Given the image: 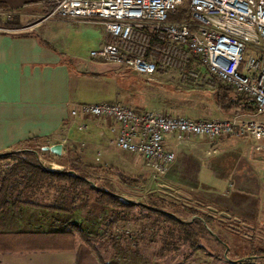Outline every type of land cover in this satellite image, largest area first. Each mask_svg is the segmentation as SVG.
Masks as SVG:
<instances>
[{"label":"rangeland","instance_id":"obj_1","mask_svg":"<svg viewBox=\"0 0 264 264\" xmlns=\"http://www.w3.org/2000/svg\"><path fill=\"white\" fill-rule=\"evenodd\" d=\"M32 20H43L44 25L62 35V44L58 46L70 66L72 88L77 93L85 90L86 94L79 93L86 102L117 99L143 110L163 105L172 113L201 118L225 117L241 111L225 113L217 107L214 90L220 82H226L208 72L198 60L193 64L199 73L197 81L183 79L177 68L147 76L91 55V49L101 47L106 38L105 25L99 21L76 23L59 17L47 18L46 14H38ZM246 52H250V47ZM78 70L83 74L99 71V75L81 78ZM258 116L264 118V112ZM70 122L57 140L92 165L94 179L91 183L121 192L137 205L124 209L103 204L88 184L73 211L36 207L37 218L53 220L50 224L44 223L46 226L55 227L58 222L59 228H70V222H79L97 237L96 243L105 258L114 264H234L236 262L230 259L237 260L241 253L247 255L250 250L264 248V150L254 148L250 139L194 136L178 142L176 159L167 172L155 174L131 151L116 146L114 122L105 119L101 122L110 127L108 134H100L89 127L83 138L80 121ZM44 144H47L45 140H32L20 148L1 153L40 150L37 152L45 167L65 168V151L58 155L42 149ZM12 161V157H5L0 162L7 165ZM207 172L211 176L212 173L225 176L230 173L228 186L222 190L214 188L206 179ZM221 181L216 178L213 183ZM43 191L50 195L53 189L46 186ZM36 197L42 196L39 193ZM140 203L165 206L186 220L198 214L204 223L193 225V235L179 239L177 247L170 248L162 238L163 227L169 222ZM191 210L197 213L191 215ZM216 237L233 246L231 254L234 256H230L228 246L225 250ZM251 262L264 264V257Z\"/></svg>","mask_w":264,"mask_h":264},{"label":"built area","instance_id":"obj_2","mask_svg":"<svg viewBox=\"0 0 264 264\" xmlns=\"http://www.w3.org/2000/svg\"><path fill=\"white\" fill-rule=\"evenodd\" d=\"M47 18L96 20L106 38L91 55L144 75L177 68L197 81L198 60L256 107L222 117H192L163 105L138 111L122 101L74 102L70 115L80 121L105 117L118 122L115 144L131 151L155 174L168 171L178 142L194 136L244 137L264 150V0H53ZM15 13L0 6V19ZM1 28V27H0ZM250 47V52L246 49ZM83 138V135H81ZM101 153V150L99 151ZM55 166V165H53ZM240 264V259L233 260Z\"/></svg>","mask_w":264,"mask_h":264},{"label":"crops","instance_id":"obj_3","mask_svg":"<svg viewBox=\"0 0 264 264\" xmlns=\"http://www.w3.org/2000/svg\"><path fill=\"white\" fill-rule=\"evenodd\" d=\"M0 2L12 8L23 23L21 28L0 31V153L20 148L32 140H45L47 144L58 142L63 128L68 127L71 120L76 121L70 115L71 105L85 101L80 93L86 92L81 90L77 93L72 88L70 66L59 51L62 48L58 43L63 40L60 32L52 31L51 27L44 25L43 20L31 21L38 14H49L51 11L48 9L54 2ZM98 73L83 74L78 70V77L96 78ZM104 119L114 122L117 129L118 122L105 117H98L97 120L92 117L89 127L100 134H108L110 127L101 123ZM85 132L81 131V135ZM175 149L177 153L178 144ZM212 174L208 173L209 176L205 178L214 188L222 190L228 186L230 173L227 176ZM216 178L222 181L213 183ZM37 211L35 206L0 211V264H104L97 253L79 238L72 248L35 247L31 235H26L24 231L51 229L44 223L53 221L50 218L48 222L42 216L41 219L37 218ZM55 223V227H59L58 222Z\"/></svg>","mask_w":264,"mask_h":264},{"label":"trees","instance_id":"obj_4","mask_svg":"<svg viewBox=\"0 0 264 264\" xmlns=\"http://www.w3.org/2000/svg\"><path fill=\"white\" fill-rule=\"evenodd\" d=\"M0 6L7 7L1 2ZM53 8L54 3L48 11H52ZM0 27V31L16 29L23 27V23L20 16L13 13L9 18L0 19ZM45 42L49 44L48 41L45 40ZM214 95L217 107L225 113L256 109L227 83L220 82L214 90ZM136 110L142 111L143 109L136 108ZM37 151L23 149L0 153V161L5 157H12L13 159L7 165L0 162V211L6 208L20 210L24 206L45 207L51 211H73L78 206L82 194L85 193L84 186L88 184L96 191L97 200L103 204L124 209H131L137 205L134 200L122 196L121 192H114L102 186L93 185L91 179L94 177L90 169L92 165L85 163L80 156L74 155L70 148L65 146L64 150L67 156V165L63 169L56 170L45 167L40 161ZM46 186L52 187V194H45L43 188ZM37 193H40L42 197H36ZM154 204L140 203L139 205L154 210L163 216L165 221L169 222L163 227L162 238H164V244L170 248L177 247L179 239L192 236L193 225H203L204 223L201 216L196 214L197 211L191 210V215L196 214V216L192 220H186L167 207L159 208ZM54 218L55 221L59 219L57 216ZM70 225V228L52 227L51 229L24 231V233L28 236L31 235V240H34L35 247L39 249L72 248L75 240L79 238L97 253L104 264H114L105 259L100 245L96 243L97 237L94 234L83 228L77 221L70 222ZM216 241L224 244L225 250L228 246L227 252L230 256H234L231 254L233 246L229 242L220 241L218 237H216ZM193 247H197V245L193 244ZM246 256L255 258H244ZM238 257L241 258L240 264H253L255 262L251 261L264 257V248L250 250L247 255L241 253Z\"/></svg>","mask_w":264,"mask_h":264},{"label":"water","instance_id":"obj_5","mask_svg":"<svg viewBox=\"0 0 264 264\" xmlns=\"http://www.w3.org/2000/svg\"><path fill=\"white\" fill-rule=\"evenodd\" d=\"M42 149L44 150H50L51 152L55 153V154H62L63 150H64V144L62 142H55L52 144H44L42 145ZM51 170H56V169H52ZM98 186V185H97ZM196 215H194L193 217H195Z\"/></svg>","mask_w":264,"mask_h":264}]
</instances>
